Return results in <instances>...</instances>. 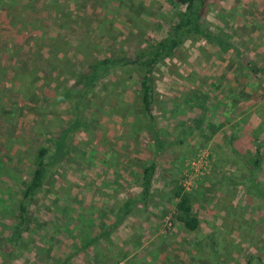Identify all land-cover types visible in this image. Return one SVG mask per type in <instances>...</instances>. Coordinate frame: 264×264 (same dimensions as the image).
Listing matches in <instances>:
<instances>
[{"label": "rangeland", "instance_id": "1", "mask_svg": "<svg viewBox=\"0 0 264 264\" xmlns=\"http://www.w3.org/2000/svg\"><path fill=\"white\" fill-rule=\"evenodd\" d=\"M183 9L177 0H0V264H245L257 256L264 264V161L246 186L240 158L250 157L255 134L264 143V0H210L203 21L235 48L187 36L156 67L152 123L163 148L140 126L148 120L141 70L129 66L90 88L82 125L68 130L75 109L61 95L74 76L158 42ZM48 137L71 151L34 197L29 229L11 241ZM180 186L200 219L196 231L177 219ZM128 198L135 212L84 247Z\"/></svg>", "mask_w": 264, "mask_h": 264}, {"label": "trees", "instance_id": "2", "mask_svg": "<svg viewBox=\"0 0 264 264\" xmlns=\"http://www.w3.org/2000/svg\"><path fill=\"white\" fill-rule=\"evenodd\" d=\"M177 2L181 6H184V9L178 14V21L173 25L167 36L134 55L123 56L120 58L107 57L101 60H96L89 65L86 72L74 76V85L72 87L66 88V90L63 91L64 93L61 95L63 96V99L68 104H70L73 109H75L74 118L68 127V130H73L77 126L79 127L80 124L82 125V110L80 105H83L82 101L90 88L96 87L97 81H100L108 71L112 70L116 66H129L134 71L141 70V74H139L141 80V103L143 107V113L148 118V120L144 124L141 123L140 126L141 128L153 132L152 139L156 148H163L164 144L161 141L163 139L160 134L154 130L155 128H153L154 126L152 123L155 119L153 113V104L156 87V67L163 60L171 57L175 50L182 43L183 38L187 36L202 35L209 41L219 45L222 50L225 51H230L231 49L235 48L232 42L224 39L218 34L211 32L203 21V15L207 10L210 0H177ZM245 65L251 69V73L257 72V67L254 66L251 60L246 59ZM134 127L137 126L135 125ZM47 139L48 143L41 146L37 150V155L35 157L36 167L31 175L30 181L27 183L25 189L22 192L17 215L19 224V228L17 229L19 231H14V233L9 238L11 241L14 238L19 239L27 231V229H29L30 224L33 221L30 205L33 202L34 197L42 190L45 182L49 178V174L51 173L55 162L58 159L66 156L71 151L63 141L58 140V143V141L53 142L52 137H48ZM49 143H56V149L52 148L51 144L48 145ZM148 143L151 145V142ZM253 143L255 144V148L252 150L253 152L250 153V157L245 158L246 156H240L241 162L246 168V186L251 184L253 175L255 176L257 170L261 169L264 161L262 152L264 143L259 138L258 134L254 135ZM156 170L157 163L155 161H152L150 164L144 167L141 183L143 189V199L149 195ZM176 196L178 198V201L175 204L177 219L183 223V225L188 230H198L201 222L199 217L193 212L191 194L189 192H185L180 186L176 191ZM135 206L136 204L133 198L126 199L116 212V219L109 226L101 230L98 235L89 239L85 243L84 247L87 248L93 245L95 242L102 239L106 234L110 235L113 230H116L119 227V224L123 222L126 217L135 212ZM196 246L198 249H200L201 242ZM10 250L11 248L8 247L4 251L7 253V251ZM79 251H81V249ZM77 253L78 252L72 253L69 257H67L66 261L75 256ZM62 264L68 263L64 262ZM245 264H261V259L258 256L256 259L249 258Z\"/></svg>", "mask_w": 264, "mask_h": 264}, {"label": "built area", "instance_id": "3", "mask_svg": "<svg viewBox=\"0 0 264 264\" xmlns=\"http://www.w3.org/2000/svg\"><path fill=\"white\" fill-rule=\"evenodd\" d=\"M171 224H172V222L170 221V222H169V225H171Z\"/></svg>", "mask_w": 264, "mask_h": 264}]
</instances>
